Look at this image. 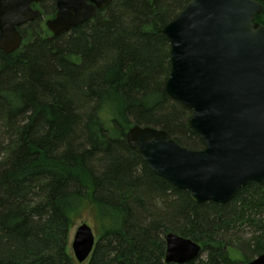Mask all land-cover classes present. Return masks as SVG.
<instances>
[{"label":"trees","instance_id":"16d2710c","mask_svg":"<svg viewBox=\"0 0 264 264\" xmlns=\"http://www.w3.org/2000/svg\"><path fill=\"white\" fill-rule=\"evenodd\" d=\"M190 1L113 0L54 36L45 19L55 0H44L19 28L21 48L0 52V264H76L69 229L89 213L99 241L88 264H165L168 233L202 246L188 264H249L264 253V182L227 204H198L126 140L134 126L153 127L204 149L192 111L166 91L162 30ZM255 22L264 25V11Z\"/></svg>","mask_w":264,"mask_h":264},{"label":"water","instance_id":"95a60500","mask_svg":"<svg viewBox=\"0 0 264 264\" xmlns=\"http://www.w3.org/2000/svg\"><path fill=\"white\" fill-rule=\"evenodd\" d=\"M44 0H0V52L18 51L19 28L35 21ZM113 0H55L47 20L57 36L91 21ZM264 11L255 0H192L162 30L170 42L166 91L192 111L190 128L204 149L190 150L164 130L134 126L128 145L157 176L198 204H227L250 183L264 182ZM165 264H188L202 246L176 233L165 236ZM91 226L82 223L72 244L78 263L96 247ZM118 264H126L120 261ZM249 264H264V253Z\"/></svg>","mask_w":264,"mask_h":264},{"label":"rangeland","instance_id":"374dc122","mask_svg":"<svg viewBox=\"0 0 264 264\" xmlns=\"http://www.w3.org/2000/svg\"><path fill=\"white\" fill-rule=\"evenodd\" d=\"M50 6V3L49 2H45L44 4V7H48ZM42 7H43V4H42ZM42 7L40 6H37L36 9H40L42 10ZM54 18V17H53ZM52 19V18H51ZM48 18L45 19V23L47 22ZM93 222V219L91 217V214L89 213L88 215L84 216L83 218L79 219V220H76L73 225L70 227L69 229V240H68V246H67V253L73 257L75 259V256H74V252H73V248H72V244H73V241H74V237H75V234H76V231L78 229V227L82 224V223H86L88 224L89 226H91V223ZM92 227V226H91ZM93 229V227H92ZM94 233H95V230L93 229ZM243 232L244 235H241V237L245 240H248L250 239V230L249 229H242L241 230ZM96 235V242L99 241V237L97 236V234L95 233ZM242 240V239H241ZM243 242V240H242ZM241 242V243H242ZM239 243V242H238ZM207 257L206 254L202 255V259H205ZM90 260V259H89ZM89 260L86 261L85 263H82V264H88L89 263ZM76 261V259H75ZM76 264H81V263H78L76 261Z\"/></svg>","mask_w":264,"mask_h":264},{"label":"flooded vegetation","instance_id":"af4514ba","mask_svg":"<svg viewBox=\"0 0 264 264\" xmlns=\"http://www.w3.org/2000/svg\"><path fill=\"white\" fill-rule=\"evenodd\" d=\"M37 6H40V7H42V3L38 4ZM41 12H42V11H41Z\"/></svg>","mask_w":264,"mask_h":264}]
</instances>
